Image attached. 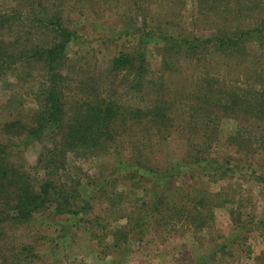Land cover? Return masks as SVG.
<instances>
[{"label": "rangeland", "instance_id": "obj_1", "mask_svg": "<svg viewBox=\"0 0 264 264\" xmlns=\"http://www.w3.org/2000/svg\"><path fill=\"white\" fill-rule=\"evenodd\" d=\"M48 1L61 7L64 26L74 33V39L65 46L69 61L62 73L66 77L63 90L67 119L91 106L86 108V101L96 102L89 94L101 98L110 95L114 104L135 113L139 110L141 99L132 84L137 64L116 72L111 62L118 54L138 52L139 40L144 43L147 62L144 75L149 73L150 80L162 75L165 83L173 84L179 72L170 70L169 60H162L165 53L156 37L188 36L193 32L198 38H206L221 34L218 30L225 27V20L232 21L230 26L238 31L253 28L264 17V0H212L219 10H212L207 0L201 13L198 0ZM37 3L45 4L44 0H0V11ZM229 8L232 12L228 14L225 10ZM0 41L10 43V37ZM33 61L0 68V144L9 147L18 164L42 178L50 170L36 172L35 167L40 152L51 146V139L26 141L25 137V129L35 122L41 100L39 89L45 81V67ZM163 62L168 68L162 67ZM223 62L221 57L213 62L209 58L207 65L209 70L218 69L226 82L222 92L235 84L233 79L239 83L243 75L253 76L239 60L238 69L235 63L228 66ZM182 67L186 68L184 77L193 75L194 80L191 62H184ZM225 70H230L231 78L223 77ZM169 113L171 116L174 111ZM219 121L213 157L221 164L227 162L225 171L206 168L203 163H187L186 144L173 136L186 134L191 128L177 120L169 129L159 128V138H154L157 141L153 147L149 145L153 149L148 157L157 173L137 170L125 163L132 156L130 145L143 142L149 129L157 131L132 123L122 128L117 125L124 132L115 143L68 153L64 165L51 173L52 181L73 197V208L87 203V212L78 217L53 216L49 208L35 214L24 228L13 231L14 236L28 237L26 244L39 255L35 264H264V158L236 152L227 139L239 122L228 116ZM166 132L171 137L161 141ZM237 163L238 168L234 167ZM137 171L136 177L142 178L134 179L136 190L129 191L128 174ZM163 189L173 210L155 216V210L133 207L135 203L139 208L143 198L153 204ZM200 199L205 200L204 210H191Z\"/></svg>", "mask_w": 264, "mask_h": 264}, {"label": "trees", "instance_id": "obj_2", "mask_svg": "<svg viewBox=\"0 0 264 264\" xmlns=\"http://www.w3.org/2000/svg\"><path fill=\"white\" fill-rule=\"evenodd\" d=\"M47 1L34 6L20 5L8 12L0 11V38L10 37V43L0 41V68L8 63L9 66L28 64L30 60L41 63L42 69L45 67V81L39 89L41 100L35 122L25 129L26 141L45 137L51 139V146L45 147L38 156L36 172L41 168H48L51 173L59 170L68 153H79L80 150L88 151L104 143H115L116 138L124 132L118 130L117 125L122 128L132 123L144 128L153 127L157 132L146 129L148 133L144 141L130 145L132 156L125 163L143 172L157 173L148 157L153 149L152 144L157 141L154 138H159L158 132H162L159 128L169 129L175 120L191 128L186 134L173 136L174 140L186 144L184 156L187 163H203L206 168L225 171L227 162L221 164L213 157L218 124L223 116L239 122L227 143L236 148V152L257 154L264 158V17L253 28L238 31L230 26L232 21L225 20V27L218 30L221 34L206 38H198L193 32L188 36L156 37L160 41V49L165 53L162 60H169L170 70L179 72V79L173 84L165 83L166 78L162 75L156 80H150L147 77L149 73L144 75L147 62L144 43L139 40L138 52L118 54L111 61L112 71L116 72L127 71L133 64H137V76L132 84L141 99L139 110L135 113L114 104L110 95L101 98L89 94L88 97L96 102L86 101V108L91 106L75 112L67 119L63 90L66 77L62 73L65 66L68 68L69 61L65 55V46L74 39V33L64 26L61 7ZM198 1L201 13L207 0ZM209 1L211 4L206 5H213L212 10H219L215 2ZM262 7L263 4L260 5ZM225 11L229 14L232 9ZM218 57L226 61L228 66L235 63V69L239 65L236 61H241L245 65L243 69H251L253 76L243 75L239 83H236V78L233 79L236 85L226 87L225 92H222L226 82L221 79L219 70L207 68L209 58L213 62ZM11 59L13 61L9 62ZM166 62H163L165 64L162 67L168 68ZM184 62H191L190 74H196L194 80L191 79L193 75L191 78L190 75L184 77L186 73L182 71L186 68H181ZM223 75L232 77L230 70H225ZM174 84L175 89L172 86ZM170 94L173 96L169 97ZM169 110L174 111L171 116ZM169 137L167 133L160 140L166 141ZM150 144L152 147H149ZM234 167L240 166L237 163ZM51 173H44L42 178H37V173L33 176L24 165L13 159L7 145L0 144V264H35L38 261L39 255L34 247L26 244L28 237L13 234V231L24 228L35 214L49 208L53 216L72 214L78 217L87 212V203L76 210L73 208L70 200L72 196L52 181ZM138 173L128 174L129 191L136 190L134 179L138 178ZM166 195L163 189L153 204L143 198L139 208L135 203L133 207L138 210H155V216H160L162 212L174 208L167 201ZM204 201H195L191 210H204Z\"/></svg>", "mask_w": 264, "mask_h": 264}]
</instances>
